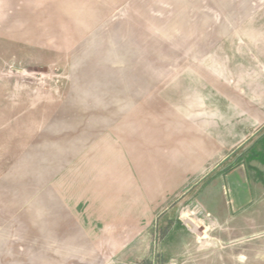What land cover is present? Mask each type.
Listing matches in <instances>:
<instances>
[{"label":"crops","instance_id":"crops-1","mask_svg":"<svg viewBox=\"0 0 264 264\" xmlns=\"http://www.w3.org/2000/svg\"><path fill=\"white\" fill-rule=\"evenodd\" d=\"M54 1L75 33L65 56L36 43L23 53L36 64L64 68L66 89L50 116L31 124L33 137L1 177L6 231L12 221L19 231L26 223L41 225L54 241L64 224L66 241L121 250L140 224L187 191L190 203L216 218L240 206L252 188H264V0H161L171 10L152 22L159 36L186 31L192 22L224 24V33H241L226 40L228 47L252 50L238 63L258 66L235 70L228 55L225 89L213 83L206 92L179 89L172 101L166 94L154 99L155 68L124 27L126 0ZM236 15L242 27L230 29L228 18ZM19 27L30 30L27 23ZM48 51L50 59L42 60ZM218 63L212 55L210 65Z\"/></svg>","mask_w":264,"mask_h":264},{"label":"rangeland","instance_id":"rangeland-1","mask_svg":"<svg viewBox=\"0 0 264 264\" xmlns=\"http://www.w3.org/2000/svg\"><path fill=\"white\" fill-rule=\"evenodd\" d=\"M57 2L0 0V264H264V188L258 191L252 188L246 201L216 218L201 204L190 203L187 191L170 205L156 210L153 219L140 224L139 233L132 241L124 240L121 250L112 248L110 243L95 244L71 236L66 241L69 229L64 224L57 226L54 241L41 225L26 223L19 231L12 221L6 231V188H2L6 181L1 177L23 144L33 137L31 124L48 118L57 97L66 89L64 68L36 64L23 53L25 46L36 43L65 56L75 33L67 17L58 12ZM126 3L130 14L125 16L124 27L138 41L144 59L148 57L154 65L157 101L162 94L176 100L179 89L184 92L202 88L206 92L211 83L225 89L228 55L232 63L229 66L235 70L257 71V64L238 63L247 56L243 51L251 55L250 48L243 49L237 44L228 47L226 43L228 39L239 40L240 32L224 33L220 30L224 24L196 27L192 22L191 26L182 27L186 31L161 37L152 31V22L163 20L159 13L170 8L161 0H126ZM203 4L214 6L215 2ZM121 5L120 9L126 4ZM228 21L230 29L242 27V17L238 15L230 16ZM26 23L30 30L19 27ZM217 41L218 45L212 48ZM46 53L39 57L50 59L49 51ZM212 55L219 62L213 66ZM234 115L235 122L242 120L243 114L236 111ZM251 117L253 122V113Z\"/></svg>","mask_w":264,"mask_h":264}]
</instances>
